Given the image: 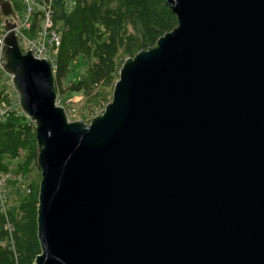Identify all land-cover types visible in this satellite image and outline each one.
<instances>
[{
  "label": "water",
  "instance_id": "1",
  "mask_svg": "<svg viewBox=\"0 0 264 264\" xmlns=\"http://www.w3.org/2000/svg\"><path fill=\"white\" fill-rule=\"evenodd\" d=\"M176 26L69 122L13 25L2 50L39 169L33 264H264V0H164ZM0 14L15 20L8 0Z\"/></svg>",
  "mask_w": 264,
  "mask_h": 264
},
{
  "label": "trees",
  "instance_id": "2",
  "mask_svg": "<svg viewBox=\"0 0 264 264\" xmlns=\"http://www.w3.org/2000/svg\"><path fill=\"white\" fill-rule=\"evenodd\" d=\"M8 1L18 16L20 4ZM65 4V0H55L52 5L60 37L55 49V90L57 96L82 94L89 113L94 114L110 101L123 61L152 47L176 26V17L164 0H71L69 8ZM78 59L86 71L71 81V67ZM36 157L34 124L12 105L8 86L1 87L0 81V177L15 178L6 179L7 185L0 188V264H33L40 253ZM28 178L22 187V180Z\"/></svg>",
  "mask_w": 264,
  "mask_h": 264
},
{
  "label": "built area",
  "instance_id": "3",
  "mask_svg": "<svg viewBox=\"0 0 264 264\" xmlns=\"http://www.w3.org/2000/svg\"><path fill=\"white\" fill-rule=\"evenodd\" d=\"M21 10L15 20L9 19L13 25L12 32L18 40L22 54L31 49L32 56L38 60L47 59L54 71L55 49L59 46L60 37L57 28L53 23L52 5L55 0H16ZM69 8L71 0H65ZM8 31L4 26L0 27V76L4 73L2 50L4 37ZM57 105H60L58 100Z\"/></svg>",
  "mask_w": 264,
  "mask_h": 264
},
{
  "label": "rangeland",
  "instance_id": "4",
  "mask_svg": "<svg viewBox=\"0 0 264 264\" xmlns=\"http://www.w3.org/2000/svg\"><path fill=\"white\" fill-rule=\"evenodd\" d=\"M0 18L2 20L3 26H4L3 22H5L6 20L8 23H10L8 19H4L3 17H0ZM85 71H86L85 63L81 59H78L71 67L69 80L76 81L78 78L82 77L85 74ZM1 76H2L0 78L1 87H3L4 85L8 86V94L12 101V105L14 107H19L18 95L15 92V89L12 85L11 76H9L5 71L4 73H2ZM67 84H68L67 81H65L63 83V86L65 87ZM58 96H57V99L59 101V104L65 109L67 120L69 122L87 123L102 110L101 108H99L98 110L94 112V114H90L88 111L86 100L82 94H69L67 92H64V93L59 94ZM6 109H8L7 105L5 106V110ZM8 178L15 179L14 177H9V176L0 177V188L1 187L3 188L4 184L7 185L6 179ZM29 181H30V178H28L27 180L23 179L21 182L22 187L26 186V184Z\"/></svg>",
  "mask_w": 264,
  "mask_h": 264
}]
</instances>
